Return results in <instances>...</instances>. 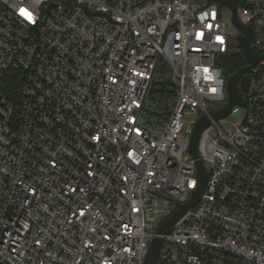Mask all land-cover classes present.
<instances>
[{
	"label": "built area",
	"instance_id": "1",
	"mask_svg": "<svg viewBox=\"0 0 264 264\" xmlns=\"http://www.w3.org/2000/svg\"><path fill=\"white\" fill-rule=\"evenodd\" d=\"M232 16L210 0H0V264H145L198 189L189 146L228 103ZM237 17L258 55L245 107L201 133L207 188L159 264H264V0H237ZM161 59L172 93L146 120ZM10 71L18 105L2 93Z\"/></svg>",
	"mask_w": 264,
	"mask_h": 264
},
{
	"label": "water",
	"instance_id": "2",
	"mask_svg": "<svg viewBox=\"0 0 264 264\" xmlns=\"http://www.w3.org/2000/svg\"><path fill=\"white\" fill-rule=\"evenodd\" d=\"M210 1L216 2L221 6H225L232 11V23L241 34L237 37V48L243 51L248 65L236 73L233 77L228 79L226 85L228 103L224 106V108L218 111H212L210 113L212 119H210L209 116H203L196 124L190 141L189 153L196 160L198 189L193 193L191 200L187 204L180 207V209L175 214H173L161 224L157 231L158 236L150 245L145 264H159L160 250L164 241L163 237L169 235L172 232L175 223L190 209H193L204 195L208 183V172L200 158L198 150L201 133L211 125L212 120L218 121L229 117L236 106L245 107L244 94L247 92L249 87L247 74L258 64L257 51L254 47H252L253 31L251 27L244 26L239 22L237 17V0Z\"/></svg>",
	"mask_w": 264,
	"mask_h": 264
},
{
	"label": "rangeland",
	"instance_id": "3",
	"mask_svg": "<svg viewBox=\"0 0 264 264\" xmlns=\"http://www.w3.org/2000/svg\"><path fill=\"white\" fill-rule=\"evenodd\" d=\"M229 23V31L232 34H236L235 27L231 24V19L228 18ZM172 74V69L170 68V65L165 62L163 59H161L157 65L155 78L152 83V86L150 88L147 101H146V108L143 111V116L146 120L156 121L158 118L161 117V114L165 111V107L161 104L163 99L162 91H163V85H166L167 82L170 81V76ZM217 108H222L224 106V103L218 102L215 104ZM196 115H187L185 116V123L184 128L188 129L191 125V123L196 120ZM229 122H232V117H229ZM208 170H210V166H206ZM159 207H163L162 199H159ZM157 227V224L155 225Z\"/></svg>",
	"mask_w": 264,
	"mask_h": 264
},
{
	"label": "trees",
	"instance_id": "4",
	"mask_svg": "<svg viewBox=\"0 0 264 264\" xmlns=\"http://www.w3.org/2000/svg\"><path fill=\"white\" fill-rule=\"evenodd\" d=\"M247 65L248 62L243 51L238 49L236 44L233 45L231 50L227 54L223 55L219 60V66L222 68L224 75L228 79L233 77ZM23 84V76L16 71H10L4 80L2 93L15 105H18ZM172 85L171 81L167 82L166 85H163L164 89L162 94L164 93L166 95L168 93H172Z\"/></svg>",
	"mask_w": 264,
	"mask_h": 264
}]
</instances>
